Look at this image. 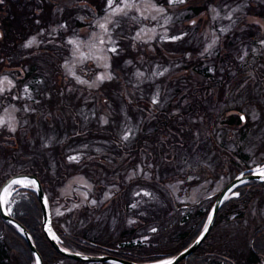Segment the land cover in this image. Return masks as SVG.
<instances>
[{
	"label": "trees",
	"instance_id": "1",
	"mask_svg": "<svg viewBox=\"0 0 264 264\" xmlns=\"http://www.w3.org/2000/svg\"><path fill=\"white\" fill-rule=\"evenodd\" d=\"M157 1L168 5L166 0ZM217 1L229 5L242 3L253 25L260 26L253 17L264 20V4L260 0ZM107 2L0 0V73L8 71L15 80L14 88L0 95V105L4 100L10 101L19 106V117L27 115L13 130L0 127V184L16 172H30L39 178L46 192L52 230L62 247L83 254L109 253L149 263L175 256L204 226L217 192L205 206L177 201L167 182L180 174L168 170L180 166V151H185L186 160L189 159L187 153L192 150L194 138L191 128L199 123V114L204 116L202 121L206 120L207 101L213 99L215 89L221 92L232 68L240 73L244 70L242 65L246 61H238L233 53L235 41L239 45L251 44L255 41L254 31L246 28L233 35L227 33L215 54L209 56L200 55L182 39H167L162 44L134 43L126 35L130 30H125L118 39L117 49L110 53L111 78L92 89L93 98L82 101L81 94L86 90L79 93L80 86L69 87L74 82L61 72V60L68 49L65 38L73 28L90 25V19L102 14ZM197 11L195 7L194 13ZM78 14L83 16L82 20ZM48 33H53L49 37L55 39L52 44L24 46L30 36L43 38ZM256 59L264 62L263 55ZM169 64L175 75L166 85L155 86L147 79L140 82L139 87L128 79L134 68L141 67L147 77L158 75ZM261 74L264 77V69ZM132 86L138 95L127 99L123 91ZM24 89L31 90L32 96L24 95ZM12 91L18 96L13 97ZM27 101L38 109L23 113ZM230 108H224V113ZM232 108L240 110L238 106ZM101 112L113 115L116 124L109 122L101 126ZM222 122L228 126L244 123L237 111L229 112ZM239 130L238 136L244 137L245 130L242 127ZM126 131L129 135L125 138ZM262 137L264 135L254 153L264 151ZM208 139L215 151L217 173H228L230 180L251 167L244 162L247 152L237 150L239 159H236L235 153L227 150L222 142L216 143L210 134L206 133L204 145ZM200 144L199 140L195 149ZM123 149L129 154L119 158ZM235 159L238 167L231 165ZM137 160L143 168L150 169V175L125 180V171L120 170L119 164L126 162L133 166ZM256 163H264V155ZM114 170L119 171L112 172ZM75 175L92 183L88 197L96 201L82 203L63 215L57 214L53 209L55 201L62 199L64 204L69 203L71 195L62 190L66 181ZM111 183L117 187H110ZM263 188L264 180H248L235 186L230 191L235 194L222 201L214 225L229 220L234 208L246 214L254 200L263 204ZM12 189L6 205L10 214L29 231L43 264H55L59 257H66L52 246L43 230L35 190L17 184L12 185ZM109 189L111 195L104 197ZM182 207L189 208L183 211ZM148 233L156 236V244L141 238ZM210 238L209 232L185 257V264H239L237 261L244 257V249L231 245L217 247L209 243ZM242 239L246 245L245 234ZM248 249L250 261L264 252L263 224L252 232ZM34 262L35 257L22 233L0 217V264ZM179 262L181 260L175 264Z\"/></svg>",
	"mask_w": 264,
	"mask_h": 264
},
{
	"label": "rangeland",
	"instance_id": "2",
	"mask_svg": "<svg viewBox=\"0 0 264 264\" xmlns=\"http://www.w3.org/2000/svg\"><path fill=\"white\" fill-rule=\"evenodd\" d=\"M168 5L158 2L157 0H109L102 14L94 16L90 19V25L80 26L72 30L65 38L68 43L66 54L61 60V72L66 79H71L74 84L69 87L73 89L80 86L86 92L81 94V100L85 101L93 98L96 89L104 80H109L112 76L110 53L117 49L118 39L125 30H130L126 33L134 43L151 44L157 42L162 44L164 40H183L189 42L197 49L200 55L213 56L216 49L222 45L224 35L230 33L235 34L252 28L254 31L255 41L251 44L239 45L235 41L233 53L237 56L238 61H246L242 65L244 69L241 73L237 69L232 68L229 79L225 82L221 92L215 89L213 99L207 101L206 120L202 121L203 117L199 114L198 122L192 126L194 138L192 139V150L188 151L189 159L186 160V152L180 151L182 159L180 166L170 168L168 171L179 173L180 177L169 180V190L175 200L182 203L194 205L199 203L203 206L207 205L213 196L228 180L229 174L223 172L217 173L214 148L208 143L204 145L206 133L210 134L216 143L222 142L227 150L235 153L233 156L238 158L237 150L247 152L248 157L244 160L246 164H250L252 169L257 170L256 161L264 155V151H257L260 137L264 135V77L261 74L264 69V62L257 61V57L264 56V23L262 18L253 17L261 25H253L250 23L251 17L246 15L242 3L233 5L224 4L217 0H174ZM264 4V0H260ZM198 7V11L194 13V8ZM82 20V15H77ZM262 19V20H261ZM193 23H188L190 21ZM101 25H104L102 28ZM53 33H48L46 37L40 38L37 35H32L24 41V46H47L55 42L54 38H49ZM158 75H148L145 77L144 70L141 67L134 68L128 79L134 81L138 85L143 80L149 79L155 86L168 84L173 81L174 75L172 72L173 66H165ZM169 67V68H168ZM237 79V80H236ZM237 81V82H235ZM15 86V80L8 71L0 73V95L12 90ZM140 87V86H139ZM132 88L124 89L127 99H132L138 95ZM24 95L30 97L33 92L29 89L23 90ZM11 95L17 97V93L12 91ZM0 105V127L5 126L8 129H15L20 122L27 118L19 117L17 111L19 106L10 101H3ZM1 103V102H0ZM231 106L224 113L223 109ZM233 106H238L240 110H235ZM38 109L37 106L32 107L27 101L24 103L22 112L33 111ZM175 110H179L175 107ZM237 111L244 114L242 124L228 126L222 120L227 117L229 112ZM246 115V117H245ZM115 117L109 116L106 113L100 114L101 126L109 122L116 124ZM195 119V118H192ZM122 123V120H121ZM120 123V124H121ZM107 126V125H106ZM113 126V125H112ZM114 129L117 128L113 126ZM245 130V136L240 134L239 128ZM122 132V131H121ZM129 135L128 131L124 133L125 138ZM199 140L201 144L195 149ZM264 140V137H262ZM100 152V151H99ZM129 152L125 149L119 153V158ZM161 153V152H160ZM174 154V151H170ZM192 154V158L190 155ZM112 161V157H108ZM231 165L238 167L237 160ZM152 163V162H151ZM149 163V165H151ZM118 166V165H117ZM120 170L125 171V180L134 179L136 176H149L150 169L143 168V165L138 160L135 165L131 166L126 162H121L118 166ZM260 172L264 170V164L260 166ZM235 169V168H234ZM119 170L112 172L117 173ZM243 171V170H242ZM198 179L197 182L189 184L191 180ZM19 185L34 187L32 180L23 178ZM14 184V183H12ZM10 184L4 191L5 204L9 201V196L12 190ZM92 183L85 177L73 176L69 178L64 187L63 192L71 195L68 204L59 199L55 201L54 211L57 214L63 215L67 211L77 208L82 203L95 202L96 199L89 198V192L92 190ZM117 187V184L111 183L110 187ZM262 198L263 204L258 200L251 203L250 208L240 214L236 208L230 214L229 220H222L219 225L212 226L210 230V244L214 246H235L239 249H244V257L237 262L239 264H264V252L258 253L254 261L249 260L248 245L251 242L252 232L258 225H264V188ZM112 190L105 191L104 197L110 196ZM229 193L227 196L234 195ZM6 195V196H5ZM239 207V206H238ZM182 207L180 210L188 209ZM6 209L10 211L9 206ZM215 224V222H214ZM246 236V245L243 243L242 237ZM141 238H145L148 242L156 244V236L148 233ZM156 241V242H155ZM185 258L178 264H185ZM34 264H36L34 262ZM55 264H117L101 261H79L70 257H59ZM223 264H234L232 262H223Z\"/></svg>",
	"mask_w": 264,
	"mask_h": 264
},
{
	"label": "water",
	"instance_id": "3",
	"mask_svg": "<svg viewBox=\"0 0 264 264\" xmlns=\"http://www.w3.org/2000/svg\"><path fill=\"white\" fill-rule=\"evenodd\" d=\"M241 117L243 118V115ZM22 178H27V179H30V180L35 182L34 183L35 184V190H36L37 197H38V200H39L40 205H41L43 230L46 233V235H47L50 243L52 244V246L59 253H61L62 255L77 259V260L108 261V262H113V263H118V264H163V262L169 261V260L172 262V264H175L179 260L188 256L191 252H193L196 249V247L201 243V241L205 238V236L208 234V232L210 231V229L214 223V220H215V217H216V214H217V211L219 209L221 202L223 201V199L225 198L227 193L233 187H235L236 185H238V184H240L246 180H250V179L264 180V176L260 175V172H258V171L257 172H250V173H242V174H238L235 177H233L231 180H229L220 189V191L218 192V194H217V196L213 202V206L211 208L210 215H209V217H211V221L209 222V218H208V221L205 225V226H207V229H208L207 231H205V227H204L203 230L199 233V235L193 240V242H191L187 247H185L184 249L179 251L174 257H171L168 260L161 261L158 263H140L137 261H133V260H130L127 258L115 256V255L108 254V253L83 254L80 252H75V251H71V250L63 248L58 243L56 238H54L52 227H51V216H50V211H49V207H48L47 200H46V195H45V192L43 190V187H42V184H41L39 178L36 175H34L32 173H27V172H19V173L12 174V175L8 176L0 184V216L5 221L11 222L16 227H18V229L21 231V233L25 237L30 250L32 251V253L35 256L36 264H43L42 263V257L40 255V253L38 252V250L36 249L27 228L21 222H19L17 219H15L12 215H10L8 213V211L4 207V203L2 200L3 190L13 181L19 180Z\"/></svg>",
	"mask_w": 264,
	"mask_h": 264
},
{
	"label": "snow or ice",
	"instance_id": "4",
	"mask_svg": "<svg viewBox=\"0 0 264 264\" xmlns=\"http://www.w3.org/2000/svg\"><path fill=\"white\" fill-rule=\"evenodd\" d=\"M169 2L171 3V2H174V0H169ZM179 2H183V0H179ZM109 3L111 4V0H109ZM101 27L103 28L104 27V25H101ZM260 175H262V176H264V170H262L261 172H260ZM20 181H13V183H19ZM32 183H35L34 181H32ZM237 195H238V193H237ZM211 221V217H209V222ZM208 229H207V226H205V231H207ZM163 264H172V262L169 260V261H165V262H163Z\"/></svg>",
	"mask_w": 264,
	"mask_h": 264
},
{
	"label": "bare ground",
	"instance_id": "5",
	"mask_svg": "<svg viewBox=\"0 0 264 264\" xmlns=\"http://www.w3.org/2000/svg\"><path fill=\"white\" fill-rule=\"evenodd\" d=\"M6 196V195H5ZM2 200H5V197H4V192H3V194H2Z\"/></svg>",
	"mask_w": 264,
	"mask_h": 264
}]
</instances>
